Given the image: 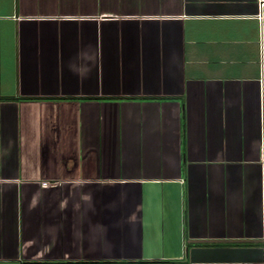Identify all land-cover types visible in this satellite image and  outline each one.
<instances>
[{"label":"crops","instance_id":"0c3cea01","mask_svg":"<svg viewBox=\"0 0 264 264\" xmlns=\"http://www.w3.org/2000/svg\"><path fill=\"white\" fill-rule=\"evenodd\" d=\"M0 264H264V0H0Z\"/></svg>","mask_w":264,"mask_h":264},{"label":"built area","instance_id":"2783aa9c","mask_svg":"<svg viewBox=\"0 0 264 264\" xmlns=\"http://www.w3.org/2000/svg\"><path fill=\"white\" fill-rule=\"evenodd\" d=\"M262 6H263V4H261ZM41 185L43 186V187H48V186H50L51 184H50V182H48V181H42L41 182Z\"/></svg>","mask_w":264,"mask_h":264}]
</instances>
